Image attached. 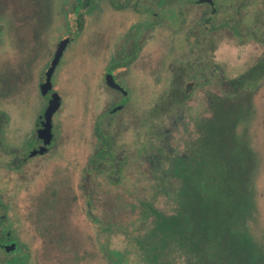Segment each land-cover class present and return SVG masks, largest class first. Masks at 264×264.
Returning a JSON list of instances; mask_svg holds the SVG:
<instances>
[{"label": "rangeland", "instance_id": "obj_1", "mask_svg": "<svg viewBox=\"0 0 264 264\" xmlns=\"http://www.w3.org/2000/svg\"><path fill=\"white\" fill-rule=\"evenodd\" d=\"M94 1L80 29L74 11L77 0H11L0 6L10 28L0 62V70L6 65L7 72V81L0 82L6 92L0 109L7 113L1 131L7 151L20 150L21 156L27 151L24 147L36 135L38 116L47 104L38 92L40 78L60 40L75 35L55 70L61 106L53 118V151L30 159L19 171L10 167L14 153H0V218L6 215L13 235L24 243V252L40 255L41 263L147 264L134 242L138 234L150 231L143 225L144 206L157 211L150 213V220H159V212L175 215L184 179L170 174L165 182L159 180L177 158H188L199 161L198 173L209 176V183L220 176L228 178L220 167L231 178L243 176V226L264 251V81L249 92L222 79L242 75L264 57V40L247 37L257 11L264 19V0L250 5L251 0H216L215 25L218 19L233 17L240 36L230 30L209 33L203 24L204 6L189 1L120 0L132 5L123 11L112 10L108 0ZM149 5L150 15L136 14L135 7ZM49 8L52 20L47 17ZM144 17L155 25L146 32L138 59L115 70L130 91L129 102L123 110L108 113L120 94L108 88L105 73L112 62L127 55V36L145 23ZM123 46L126 53L121 55ZM196 59L204 64L212 60L215 77L196 87L182 119H165L159 125L146 120L170 85L171 68ZM207 91L215 94L211 101ZM227 91L239 93L230 100ZM239 101L241 105L236 104ZM212 117L214 138H207L201 149V124ZM224 123L232 130L226 128L228 135L217 139ZM97 127L110 138L113 164L121 166L116 184L107 174L106 160L103 173L87 172L100 143ZM160 133L161 137L165 133L162 139ZM159 160L162 167L157 169ZM203 179L196 182L201 185ZM193 199L198 206L197 195Z\"/></svg>", "mask_w": 264, "mask_h": 264}, {"label": "trees", "instance_id": "obj_2", "mask_svg": "<svg viewBox=\"0 0 264 264\" xmlns=\"http://www.w3.org/2000/svg\"><path fill=\"white\" fill-rule=\"evenodd\" d=\"M255 1L257 0H251L247 4H254ZM260 15L262 13L257 11L254 16L255 20L249 25L247 37L263 42L264 19L260 18ZM79 25L81 28L83 22L80 21ZM216 30H230L234 35L240 36L239 24L233 17L218 19ZM192 76L194 77L191 75L190 78ZM222 79L223 83L235 86L237 90L254 92L260 86V82L264 81V57L258 59L242 75L231 79L222 77ZM195 87L194 84L187 86L180 81L176 82L174 91L163 94L156 105L151 108V120L157 121V125L165 119L180 121L185 104ZM227 92V98L230 100L231 96L239 93ZM214 97L215 94L212 95V99ZM236 104L241 105V102H236ZM214 126L213 117L202 122L201 149L205 146L204 142L208 143L207 138L209 140L214 138ZM226 128L224 123L222 133L220 136L217 135V139H223L226 136L227 133L223 131ZM205 133L207 136H204ZM161 135L160 133L159 138L162 139ZM110 144V141L105 142L104 158L109 163L107 174L111 182L116 184L119 182L117 175L120 174L121 166L118 168L113 164L114 153L111 147L107 149ZM162 150L159 146L158 151ZM177 159L176 163L171 165L170 170L164 172V176L159 180L165 182V176L168 177L170 174L184 179L179 185L181 186L177 195L179 207L175 215L163 216L159 212L160 221L156 218L150 220V213L155 214L157 211L150 206H144L143 225L146 230L150 229V231L138 234L137 241L134 242L138 245L147 264H177L181 261L184 264H264V251L255 241H252L250 233L243 226L242 217L246 210L243 176L237 175L231 178L228 170L220 167L227 172L228 178L222 179L220 176L216 182L209 183V176L198 173L199 161L193 162L188 158ZM160 167H162L161 160L156 164L157 169ZM197 176L200 179L204 178L201 185L196 182L200 180ZM187 180L190 181L191 187L186 184ZM196 195L199 198L198 206L194 205L193 198ZM94 221L99 222L96 219Z\"/></svg>", "mask_w": 264, "mask_h": 264}, {"label": "flooded vegetation", "instance_id": "obj_3", "mask_svg": "<svg viewBox=\"0 0 264 264\" xmlns=\"http://www.w3.org/2000/svg\"><path fill=\"white\" fill-rule=\"evenodd\" d=\"M11 0H0V6H7L10 3ZM21 3H36L38 0H15ZM89 1V2H88ZM110 3V6L112 7L111 9L114 11H123L126 9L132 8V5L129 1L121 2L120 0H108ZM193 2L196 3L200 6H204V11L202 14L203 17V24L205 25L204 28L211 33L215 34L216 33V25H215V16L217 13V7H216V0H213V4L207 3V2H200V0H184V3L187 2ZM141 6V5H140ZM95 7V1L94 0H77L76 6L74 8L75 13L78 15L76 18L78 22V29H80L79 22L84 20V15L86 13H89L92 11V9ZM49 13H48V20H52L53 14L51 13V9L49 8ZM135 11H137V15L139 17L145 16L146 13L149 15L152 12L151 5L145 7V8H138L135 7ZM209 15H208V14ZM152 15L156 16V13H152ZM208 15V16H207ZM142 20L145 21V23H140L139 25H136V29L134 30L133 33L129 34L128 37V45L130 47L129 52H127V55H123L120 57L118 60L114 61L111 63L110 66H108L107 71L105 73V83L108 86L109 89L115 91L116 93L120 94V99L118 102H116L113 106L112 109L108 113H117L126 106V104L129 102V96H130V91L127 89L125 84L123 83L122 80L118 79L117 74L115 73V70L119 68H125L132 66V64L138 59V54L141 51L142 45L145 44L144 38L145 34L147 31L151 30L153 26L155 25L150 18L144 17L141 18ZM150 19V20H149ZM7 20L4 17V15H0V62L1 59L4 58L5 54V46L7 42V33L9 32L10 28L8 29V24ZM69 39V42L66 46V48L63 51V54L59 60L58 67L61 65L62 60H65V54L67 51L68 46L70 43H72L75 39V35L72 37H66ZM64 38V39H66ZM63 40V39H62ZM60 40V42L62 41ZM60 42L57 45V48L60 44ZM213 44V43H212ZM144 46V45H143ZM125 46L122 47L121 49V55L126 53ZM57 48L53 52V55L50 59V62L48 64V67L46 70L43 72L40 81L38 83V92L40 93L41 97L44 98L47 101L46 107L43 109L42 113L39 114L37 122H36V135L34 136L33 139H31L27 144L25 145L24 148L27 149L25 153L21 156L19 151L16 149H11L10 151H7L5 143L2 142L1 139V131L2 128L4 127L7 119V113L5 109H0V153H3L4 155L8 153H14L15 157L10 163V167L16 171H19L22 169V166L27 163L30 159H33L35 157H44L46 155L51 154V152L54 149L55 145V127H54V122L52 119V139L50 143H45L44 140L39 136L38 131L42 128V123L43 119L42 117L44 116V113L49 105V102L53 95L57 92L55 88V81H54V76H55V71L51 77V86L46 92H44V84L47 83V71L49 70L53 59L55 58ZM214 50V48H212ZM212 50V51H213ZM211 59V57H210ZM63 60V61H64ZM197 61L190 62V61H180L174 68H171V75H170V85L169 87L164 91V94L168 92L172 93V90L174 88V84L176 82H182L185 85H190L194 84L196 87L200 85H205L206 83L209 84V82L215 77V67L214 63L209 61L207 64L202 63L198 59ZM207 65V68L205 67ZM56 66V68H57ZM3 68V69H2ZM55 68V70H56ZM2 70H0V82L4 81V83L7 81L6 77V65L1 67ZM111 74L113 76L114 81L121 86L122 89H115L110 87L107 84V75ZM191 75H194L190 78ZM207 76V77H206ZM194 88V90L196 89ZM194 90L191 92L189 99L192 97ZM174 91V90H173ZM58 93V92H57ZM59 94V93H58ZM214 93L207 91V96L209 101L212 100V95ZM60 95V94H59ZM6 97V92L5 89L0 88V100L2 98ZM150 110L148 111V115L146 120L151 121V113ZM55 115V114H54ZM53 115V118H54ZM98 130V135H99V140L100 143L98 147L95 150V153L93 157L89 160V164L87 166V172L89 175L92 174H100L104 172V163H105V142L110 141V138L106 136L102 131L100 127H97ZM31 144V145H30ZM30 145V146H29ZM111 147L112 152L115 155V152L112 149V144L107 146V149ZM41 148H44L43 151L41 152ZM120 165V164H119ZM88 196V195H87ZM89 206H92V203H89ZM89 216L91 215V210L89 211ZM94 220V219H93ZM98 220V219H96ZM39 257H41L38 254H33V253H25L24 252V243L17 239L12 231L9 228L8 225V218L6 215H2L0 218V264H45L41 263L39 261ZM47 264H55L52 261H49Z\"/></svg>", "mask_w": 264, "mask_h": 264}, {"label": "water", "instance_id": "obj_4", "mask_svg": "<svg viewBox=\"0 0 264 264\" xmlns=\"http://www.w3.org/2000/svg\"><path fill=\"white\" fill-rule=\"evenodd\" d=\"M200 2H207L210 4H213V0H200ZM69 42V39H63L58 48L57 52L55 55V58L52 61V64L47 71V83L44 84V92L48 90L51 86V77L55 71L56 66L59 63V60L63 54L64 49L66 48L67 44ZM107 84L115 89H122L121 86H119L113 79V76L111 74L107 75ZM61 106V96L56 92L53 97L51 98L49 105L44 113V116L42 117L43 123H42V128L38 131L39 136L44 140V142L50 143L52 139V119L53 115L59 110ZM44 148H41V152L43 151Z\"/></svg>", "mask_w": 264, "mask_h": 264}]
</instances>
